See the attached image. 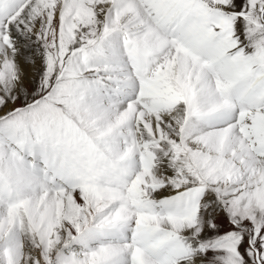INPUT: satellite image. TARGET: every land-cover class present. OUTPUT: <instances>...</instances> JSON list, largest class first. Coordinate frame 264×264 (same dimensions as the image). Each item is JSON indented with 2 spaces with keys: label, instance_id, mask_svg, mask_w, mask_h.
I'll use <instances>...</instances> for the list:
<instances>
[{
  "label": "snow or ice",
  "instance_id": "snow-or-ice-1",
  "mask_svg": "<svg viewBox=\"0 0 264 264\" xmlns=\"http://www.w3.org/2000/svg\"><path fill=\"white\" fill-rule=\"evenodd\" d=\"M0 264H264V0H0Z\"/></svg>",
  "mask_w": 264,
  "mask_h": 264
}]
</instances>
